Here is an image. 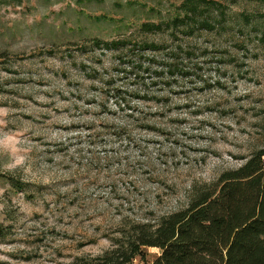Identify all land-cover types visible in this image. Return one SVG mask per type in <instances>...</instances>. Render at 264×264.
<instances>
[{"label": "rangeland", "instance_id": "1", "mask_svg": "<svg viewBox=\"0 0 264 264\" xmlns=\"http://www.w3.org/2000/svg\"><path fill=\"white\" fill-rule=\"evenodd\" d=\"M220 1L187 34L178 0H0V264L98 255L262 146L264 1ZM94 39L175 47L187 74L135 76Z\"/></svg>", "mask_w": 264, "mask_h": 264}, {"label": "trees", "instance_id": "2", "mask_svg": "<svg viewBox=\"0 0 264 264\" xmlns=\"http://www.w3.org/2000/svg\"><path fill=\"white\" fill-rule=\"evenodd\" d=\"M178 1V12L170 22L181 25L187 34L194 29H214L226 13L220 0ZM141 27L158 30L161 24L144 22ZM92 42L106 49L127 47L125 57L134 61L121 55L120 63L135 76L151 69L155 79L187 74L175 61V47L125 39ZM163 49L168 57L153 53ZM148 52L152 54L145 61ZM5 235L6 227L0 222V238ZM143 247L159 249L150 264H264V142L238 166L223 169L212 181L191 185L183 206L153 222H133L109 248L95 256L75 258L70 264H133L136 256L142 258Z\"/></svg>", "mask_w": 264, "mask_h": 264}]
</instances>
